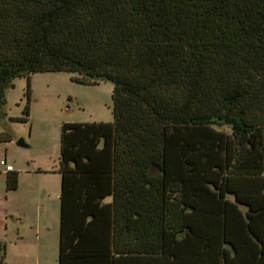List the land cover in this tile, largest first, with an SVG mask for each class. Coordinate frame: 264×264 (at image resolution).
Masks as SVG:
<instances>
[{
    "label": "trees",
    "instance_id": "trees-1",
    "mask_svg": "<svg viewBox=\"0 0 264 264\" xmlns=\"http://www.w3.org/2000/svg\"><path fill=\"white\" fill-rule=\"evenodd\" d=\"M39 72L113 84L112 122L62 125V218L70 189L98 207L113 184L121 237L215 223L209 259L264 264L244 254L264 223V0H0V122L5 91ZM117 235L111 258L134 254Z\"/></svg>",
    "mask_w": 264,
    "mask_h": 264
},
{
    "label": "crops",
    "instance_id": "crops-1",
    "mask_svg": "<svg viewBox=\"0 0 264 264\" xmlns=\"http://www.w3.org/2000/svg\"><path fill=\"white\" fill-rule=\"evenodd\" d=\"M36 146L42 149L22 153L16 165L7 157L2 159L13 165L14 173L18 174L17 189L8 191V173L3 167L0 170V199L6 198L4 204L0 201L3 210L0 219L5 223L4 231L0 232V242L6 247L5 264L8 260L21 261L16 264H59L62 249L65 264H216L217 259H209L206 249L200 243L197 245L199 238L205 239L215 223H183L180 235L155 236L152 232H137L131 237H121V223L112 221L113 184L103 190V195L109 196L103 198L98 207L85 200L86 190L70 189L62 218L60 146L52 155L47 141L25 148ZM51 176L55 178L50 179ZM94 214L100 216V222L93 223ZM252 227L255 238L251 237L252 242L244 254L258 260L264 251V223H252ZM115 232L118 234L117 249L123 242L132 245L129 249L134 254L111 258ZM192 233L194 235H190ZM163 242L164 247L161 246ZM225 256L218 251V264H225Z\"/></svg>",
    "mask_w": 264,
    "mask_h": 264
},
{
    "label": "rangeland",
    "instance_id": "rangeland-1",
    "mask_svg": "<svg viewBox=\"0 0 264 264\" xmlns=\"http://www.w3.org/2000/svg\"><path fill=\"white\" fill-rule=\"evenodd\" d=\"M76 77L77 74L68 72H39L13 81L12 87L5 91V115L0 122V160L7 157L16 165L22 153L42 149L19 147L17 143L22 138L31 147L36 142L47 141L52 155L60 146L63 123L112 122L113 84L102 81L98 85H83L75 80ZM27 104L29 120L16 121L24 117ZM0 201L4 204L6 198ZM1 213L0 209V216ZM4 229L5 223L0 219V232ZM17 262L21 261L8 260L6 264Z\"/></svg>",
    "mask_w": 264,
    "mask_h": 264
},
{
    "label": "built area",
    "instance_id": "built-area-1",
    "mask_svg": "<svg viewBox=\"0 0 264 264\" xmlns=\"http://www.w3.org/2000/svg\"><path fill=\"white\" fill-rule=\"evenodd\" d=\"M0 165H1V167H3L4 168V170H5V172H13V165H11V164H8L7 162H6V160H1L0 161Z\"/></svg>",
    "mask_w": 264,
    "mask_h": 264
},
{
    "label": "water",
    "instance_id": "water-1",
    "mask_svg": "<svg viewBox=\"0 0 264 264\" xmlns=\"http://www.w3.org/2000/svg\"><path fill=\"white\" fill-rule=\"evenodd\" d=\"M17 145L19 147H24V148L27 147L26 142L23 138L18 141Z\"/></svg>",
    "mask_w": 264,
    "mask_h": 264
}]
</instances>
